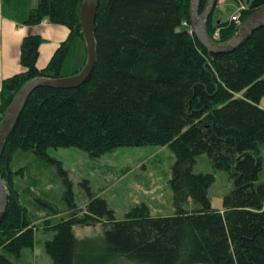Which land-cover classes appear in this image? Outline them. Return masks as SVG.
I'll list each match as a JSON object with an SVG mask.
<instances>
[{
    "label": "trees",
    "instance_id": "obj_1",
    "mask_svg": "<svg viewBox=\"0 0 264 264\" xmlns=\"http://www.w3.org/2000/svg\"><path fill=\"white\" fill-rule=\"evenodd\" d=\"M187 1L98 0L96 61L88 79L72 89L39 87L29 96L0 154V174L9 190L0 217V264H18L10 256L19 258L34 241L26 209L10 190L15 151L46 156L50 148L76 147L98 157L116 147L148 144L168 145L175 154L169 179L175 213L153 217L141 207L116 221L105 200L91 198L83 217L72 213L49 224L54 234L44 246L53 263L97 264V257L84 256V243L72 227L101 222L108 253L135 264H264V182L258 177L264 144V26L235 49L211 53L188 28L180 29ZM236 1L246 7L242 22L264 7V0ZM81 2L38 0L26 23L48 19L82 36ZM208 22V36L221 43L239 28L232 30V21L220 23L224 30L215 39L217 26ZM40 43L36 35L23 39V70L2 81V116L27 81L62 77L65 43L39 69ZM202 153L232 181L221 210L213 209L208 197L213 174L193 170ZM58 171L65 175L67 198L75 208L66 173ZM189 199L193 209L187 208Z\"/></svg>",
    "mask_w": 264,
    "mask_h": 264
},
{
    "label": "rangeland",
    "instance_id": "obj_2",
    "mask_svg": "<svg viewBox=\"0 0 264 264\" xmlns=\"http://www.w3.org/2000/svg\"><path fill=\"white\" fill-rule=\"evenodd\" d=\"M32 1L0 0V16L2 15L0 19L3 22L5 18L10 17L22 26L23 21L29 16L27 6ZM217 1L223 2L222 5H217ZM183 6L185 9L180 29L188 28L191 33V0ZM245 8V5L240 6L236 0H216L208 19L210 21H207L208 26H217L216 31L219 32L224 30L220 23L232 21L234 27L231 29L234 30L242 23L240 15ZM234 17H238L239 24L233 19ZM79 29L76 32H79ZM46 36L49 40L48 34ZM58 36L59 40L62 36L60 33ZM42 41H44L43 37L41 43ZM64 43V47L61 46L63 49H60L63 50L60 74L69 76L82 69L86 49L83 37L76 33L69 32ZM47 45L46 43L42 45L43 54L48 51L49 45ZM47 59L45 57L40 64L46 63ZM8 63L10 68L7 69H12V62L8 60ZM16 63L21 65V59ZM1 73L0 68V75ZM2 96L6 98L3 93ZM259 155L261 169L258 177L264 182V144L259 146ZM174 163L175 154L168 145L121 146L98 157H92L76 147L50 148L46 156H38L31 151H15L10 162V190L16 193L19 202L26 209L34 229V241L32 247L22 249L19 258L10 256L11 260L18 264H54L44 246L54 234V231L48 228L49 224L53 225L67 219L72 213L83 217L91 198L105 200L108 208L113 211L116 221L123 220L128 214L141 207H145L153 217L173 215L175 207L169 179ZM59 167L66 173L70 182L75 208L67 198L65 175L58 171ZM193 170L195 173L213 174L208 197L213 209H223L224 198L232 189L229 173L215 167L206 153L197 156ZM4 182L7 186L5 180ZM194 207L195 203L189 199L187 208ZM72 231L75 237L84 243V256L97 257V264H135L108 253L104 243L106 228L101 222L75 225Z\"/></svg>",
    "mask_w": 264,
    "mask_h": 264
},
{
    "label": "water",
    "instance_id": "obj_3",
    "mask_svg": "<svg viewBox=\"0 0 264 264\" xmlns=\"http://www.w3.org/2000/svg\"><path fill=\"white\" fill-rule=\"evenodd\" d=\"M201 0H191L190 25L196 39L211 53H224L238 47L256 29L264 26V7L256 10L242 24L236 34L226 42L212 41L206 32V22L210 18L215 0H207L205 9L199 13ZM98 0H82L80 5V23L86 49V61L82 69L73 75L65 77L39 76L27 81L16 93L5 110L0 122V154L8 136L13 131L18 118L34 90L39 87L72 89L83 84L90 76L96 61V46L94 26ZM7 186L0 174V217L3 215L8 201Z\"/></svg>",
    "mask_w": 264,
    "mask_h": 264
},
{
    "label": "crops",
    "instance_id": "obj_4",
    "mask_svg": "<svg viewBox=\"0 0 264 264\" xmlns=\"http://www.w3.org/2000/svg\"><path fill=\"white\" fill-rule=\"evenodd\" d=\"M37 1L38 0H33L30 5L27 6L28 14H30L31 10L37 5ZM0 18H2V15ZM28 18L23 21L24 24H22V26L17 24L16 20L10 17L5 18V21L3 22L0 19V68L2 69V73L0 75V90L1 82L5 78L15 75L23 70L22 66L16 62L21 59V46L25 37L32 35L39 36L41 39L43 37L44 41H42L38 48L39 55L36 61V66L41 69L47 66L52 56L65 42L67 36H69V29L65 26L53 24L48 19H43L38 25H28L26 23ZM59 33L62 37L58 40ZM46 34L50 37L49 40H47ZM1 37L4 39L2 40ZM43 43L49 45L48 51L45 54H43L44 51L42 49ZM45 57L48 58L47 62L40 64ZM8 60L12 62V69H7L10 68Z\"/></svg>",
    "mask_w": 264,
    "mask_h": 264
},
{
    "label": "flooded vegetation",
    "instance_id": "obj_5",
    "mask_svg": "<svg viewBox=\"0 0 264 264\" xmlns=\"http://www.w3.org/2000/svg\"><path fill=\"white\" fill-rule=\"evenodd\" d=\"M207 0H201L199 4V13H202L205 9Z\"/></svg>",
    "mask_w": 264,
    "mask_h": 264
},
{
    "label": "built area",
    "instance_id": "obj_6",
    "mask_svg": "<svg viewBox=\"0 0 264 264\" xmlns=\"http://www.w3.org/2000/svg\"><path fill=\"white\" fill-rule=\"evenodd\" d=\"M242 8H243V7H241V9H242ZM233 19L236 21L237 24H239V19H238V17H234ZM217 37H218V36H217V33H215V34H214V38H217Z\"/></svg>",
    "mask_w": 264,
    "mask_h": 264
}]
</instances>
